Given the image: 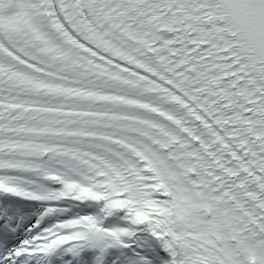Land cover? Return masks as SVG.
Here are the masks:
<instances>
[{"label":"snow or ice","instance_id":"1","mask_svg":"<svg viewBox=\"0 0 264 264\" xmlns=\"http://www.w3.org/2000/svg\"><path fill=\"white\" fill-rule=\"evenodd\" d=\"M0 264H264V0H0Z\"/></svg>","mask_w":264,"mask_h":264}]
</instances>
